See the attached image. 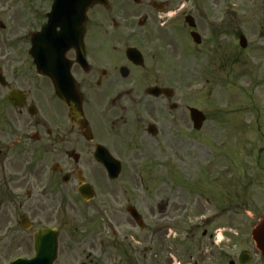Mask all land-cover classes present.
Instances as JSON below:
<instances>
[{"label":"flooded vegetation","instance_id":"flooded-vegetation-1","mask_svg":"<svg viewBox=\"0 0 264 264\" xmlns=\"http://www.w3.org/2000/svg\"><path fill=\"white\" fill-rule=\"evenodd\" d=\"M222 1L221 17L186 14L201 38L192 53L194 59L206 55L213 78L222 75L213 83L258 91L250 120H237L238 132L255 130L258 144L252 149L255 162L245 161L243 145L241 161L207 163L210 183L230 179L233 169L239 187L234 196L224 191L204 223L249 216V236L243 226L233 241L205 225L184 231L179 218L184 211L189 217V204L159 187L158 205L148 194L151 183L182 190L185 182L192 191L182 192L195 195L200 189L199 200L213 204L211 184L209 191L197 185L203 168L185 174L182 167L184 147L194 146L199 134L182 92L191 85L184 82L188 77L170 31L173 11L186 6L182 0H109L108 7L90 11L84 45L57 50L41 49L46 43L33 36L47 21L52 1L0 0V264L25 256L16 254L21 249H34V234L46 227L58 229L59 250L66 236L67 264H100L87 245L105 250L104 262L110 249L111 264H264V215L248 209V201L264 196V0ZM212 6L218 8L220 0ZM182 29L193 31L186 24ZM227 122L225 137L232 133ZM215 131H207L212 145ZM115 160L121 166L116 179L109 173ZM127 168L139 189L119 183ZM206 210L196 208L200 214ZM184 245L198 257L184 258Z\"/></svg>","mask_w":264,"mask_h":264},{"label":"rangeland","instance_id":"rangeland-1","mask_svg":"<svg viewBox=\"0 0 264 264\" xmlns=\"http://www.w3.org/2000/svg\"><path fill=\"white\" fill-rule=\"evenodd\" d=\"M40 1H47V0H40ZM185 8L184 10H187L188 12H192L193 16L196 19H202V18H217L222 16L223 7V1L220 0V6L216 8V6H212V0H182ZM199 15V17H198ZM252 17H255V15H252ZM184 25V18L181 16L178 20L175 21L173 25H171L170 31H175V38L176 36L179 37L181 43H185V50L181 44H179V52H178V64L180 65V69L183 72V77H188L184 82L186 81L189 85H184L183 88V97L189 100V102L192 105H195L202 109L210 118H212V115L215 114V117H213V123L212 125H205L203 132L199 133L198 137L194 140L196 141V144L192 146L191 148L184 147L183 149V161H185L187 164L183 165L182 167L187 169L188 171H184L185 174H190L198 167H202L203 169H198V188H204L208 189L211 184V191L209 192L213 198V204L207 205L205 201L199 200L198 194L200 192H204L200 189H198V194H187L182 192L183 189H188L189 191H192L191 188L184 182L183 183V189H175L176 186L173 184L169 185H159L158 182L156 184H150L149 186V193L151 194V202H153L155 205H158L159 198L154 193L158 190V187L163 190V193L166 194H175L176 193V200L182 201L184 204H189V207L187 208L190 211L188 214L189 217H186L187 212L184 211L182 216L179 218L181 221V224L183 226V229H186L184 231H188L187 229L192 226L201 225L202 228L201 231L204 229L203 226L205 225L210 230H221V232L224 233V236L227 238V235L230 236L232 241L237 236V232L239 229L243 226L244 232H246V235L249 234V231L251 229L250 225L248 224L249 221H251L249 216H231V217H219V218H212L209 222H205L204 220H207L206 217L208 215L213 214L212 209H216L218 207V204H221V195H223L224 191L225 194L230 196V193L232 196L235 195V192L238 191L239 182H236L238 175L235 173L236 171L232 169V175L227 177L224 181L220 178H216L214 182L210 183V180L208 178V171L206 169L207 163L211 160H214L216 162H219L221 165V162L228 161H241L239 160V153L244 145V156L246 162H255L256 161V154L253 151L255 145L258 144V137L256 135V132L254 133L252 130L251 132L248 130L247 134H241L238 131H240V128L237 127L238 123L237 120L242 118L241 115H238L241 110L244 108V104L248 103V98L250 97H258V94L256 96V93L254 90H247L245 89V85H243L242 89H235V87L226 88L220 85H217L216 83H213L214 79L220 80L222 79V75H217L218 77L213 78L212 73L207 71H204L203 66L205 65V59L202 60L201 56L199 55L197 64L192 59L193 56L189 51V47L191 44V40L189 39V35L186 36L185 31L182 29ZM167 30H164L163 33L166 34ZM171 32V33H172ZM188 37V39H187ZM190 41V42H189ZM191 50V47H190ZM188 51V52H187ZM200 63V64H199ZM201 65V66H198ZM207 66V65H206ZM191 75L192 78L189 79V76ZM210 82H209V80ZM251 93V95H250ZM264 98V94H263ZM264 102V101H263ZM230 103V108H227V104ZM250 105V103H248ZM243 107V108H241ZM252 108V107H250ZM244 110V109H243ZM228 111V112H227ZM247 111V110H246ZM246 111H242L241 114H248ZM218 117H217V116ZM223 115H226V119L223 117ZM247 121L250 119L249 114L245 117V120ZM226 120V121H224ZM227 120H231L232 125L230 123L229 129L232 131L227 132L226 137L225 134L221 131L223 128L226 129V123ZM243 120V119H242ZM236 122V123H234ZM235 124V125H234ZM211 129L216 130L215 135V143L214 145L211 144L210 134L207 131H210ZM186 129L184 128V131ZM219 131V132H217ZM226 143V146L223 147L222 143ZM262 145V144H260ZM253 149V150H252ZM226 159V160H225ZM217 166V165H216ZM220 166L218 165V168ZM131 170L133 172L132 168H127L125 173L123 174V177L121 183L129 184L132 189H134L135 185L137 186L138 183L135 184L136 180L131 175ZM216 171V169L214 170ZM217 172V171H216ZM135 173V172H134ZM216 176V175H215ZM236 182V183H235ZM210 183V184H209ZM128 185V187H129ZM166 186H169L171 191H169ZM131 189V190H132ZM141 191V190H140ZM133 192L130 191V194ZM157 193V192H156ZM210 196V197H211ZM167 197V196H166ZM263 197V200L261 198ZM258 201L251 202L248 201L249 204V213L250 214H262L264 215V196H262ZM204 206V210L209 209V211H205L204 213H198L196 211V208L198 207L199 210H201V207ZM255 222V220H253ZM245 225H247L245 227ZM200 231V232H201ZM91 236V234H89ZM187 236L186 232H183V237L185 238ZM249 236V235H248ZM81 238V236H80ZM64 239V240H62ZM198 240V238H197ZM88 242H96L95 237L93 239H90V237L87 240ZM64 242H67V238L65 235H62L60 238V257L58 261L55 264H67L65 261V254L63 249H65L66 245ZM85 251L87 254L90 252L93 253L94 259L98 260L100 264H111V250L107 249V253L109 254V259L104 262L103 258L107 255H101L105 252V250H99L98 249H91L90 245L85 246ZM191 250V249H190ZM84 251V250H83ZM192 252L186 251V245L182 248V255L184 258H190L193 254L194 257H198L197 250L195 249L191 250ZM78 252L82 253V250H78ZM22 253L26 254V256H30L34 254V250L32 249H21L16 254ZM192 253V254H191ZM15 254V255H16ZM14 255V256H15ZM192 256V257H193Z\"/></svg>","mask_w":264,"mask_h":264},{"label":"water","instance_id":"water-1","mask_svg":"<svg viewBox=\"0 0 264 264\" xmlns=\"http://www.w3.org/2000/svg\"><path fill=\"white\" fill-rule=\"evenodd\" d=\"M106 1L56 0L53 12L50 14V22L42 36L45 38L51 29L56 42L75 44L78 41L77 35L81 32L84 33L88 10L96 4H104ZM58 27L61 28L60 33H56ZM191 113L197 128L201 129L203 121H206V116L197 109H192ZM35 242L36 255L33 259H18L12 264H54L57 258L58 231L54 228L40 230L35 234Z\"/></svg>","mask_w":264,"mask_h":264}]
</instances>
